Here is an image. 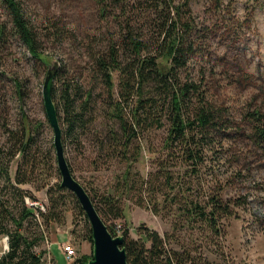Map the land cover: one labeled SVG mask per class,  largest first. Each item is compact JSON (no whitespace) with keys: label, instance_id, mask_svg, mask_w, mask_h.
Instances as JSON below:
<instances>
[{"label":"rangeland","instance_id":"obj_1","mask_svg":"<svg viewBox=\"0 0 264 264\" xmlns=\"http://www.w3.org/2000/svg\"><path fill=\"white\" fill-rule=\"evenodd\" d=\"M1 2L0 28L4 26L5 41L0 40V144L10 145V130L18 136L24 131V136L33 137L31 152L38 160L34 185L22 186L33 194L36 205L47 204L44 188H36L60 180L53 132L44 114L41 93L48 64L56 60V103L64 82L70 84L71 97L73 87H79L75 103L87 91L92 92L85 115L91 120L83 129L76 128V137L65 139L62 132L63 151L73 176L93 197L100 216L112 230L121 234L127 229L133 238L143 235L140 232L156 230L168 236V244L192 248V253L206 260V264H264V137H256L259 133L254 129L253 118H259V127L264 130V0H175L179 5L187 3L193 21L184 32V45L193 44L179 75L197 89L190 91L184 106L192 118L193 107L209 102L222 116L190 165L184 161V147L177 142L168 145L166 141L170 125L167 103L161 110L150 109L151 114L160 117L162 125L154 122L151 127L139 129L126 156L119 151L121 148L99 144L108 127L119 131L114 114L122 111L130 119L131 104H124L120 111L114 110L113 98L109 104L107 88L94 62L95 56L108 54L111 42L119 39L123 20L118 9L110 5L102 9V0H18L40 42L44 62L39 64L14 35ZM130 8L135 32L147 40L153 30L147 11L136 5ZM48 18L57 22L56 27L46 28ZM57 30L59 35L55 34ZM113 94L115 97V86ZM57 111L59 126L63 128L64 113L59 103ZM16 154L7 165L11 179L19 159ZM6 161L7 155L3 165ZM160 161L171 172L170 181L165 179ZM125 171L129 178L124 191L116 193L114 183ZM107 194L117 199L113 209L104 201ZM174 194L176 202L170 199ZM0 195H7L1 182ZM164 196L168 199L164 200ZM184 197L202 206L211 197L228 203L227 213L216 219L218 233L197 215L190 220L183 215ZM140 200L142 203L138 204ZM154 200L158 212L152 210ZM66 201L64 223L38 229L49 233L47 264H73L91 254V242L85 238L88 221H84L70 198ZM116 208L122 209L120 217L112 213ZM67 239L77 252L73 260L65 258L61 251V243ZM37 246L35 250L47 248L45 240Z\"/></svg>","mask_w":264,"mask_h":264},{"label":"trees","instance_id":"obj_2","mask_svg":"<svg viewBox=\"0 0 264 264\" xmlns=\"http://www.w3.org/2000/svg\"><path fill=\"white\" fill-rule=\"evenodd\" d=\"M132 1L133 4L127 2ZM4 8L10 17L11 28L19 40H21L30 52L31 56L39 60V64L43 63L40 42L37 34L33 32L28 19L26 18L18 0H2ZM102 9H108L109 5L114 6L119 11L122 18V25L119 29L118 41H112L108 54H99L95 56V64L99 66L101 80L106 86V96L114 100V110L120 111L124 104H131L130 119L125 115L114 114L117 118L119 131L113 127H108L106 135L100 136V146L108 145L113 149L121 148V153L126 156L128 147L132 145L131 139L137 136L139 129L151 127L154 122L162 125L160 117L151 114L153 107H159L161 110L165 104L170 109L168 115L169 128L166 141L169 144L179 143L184 147L185 162L187 165L194 164L195 157L200 152L202 142L211 129H215L216 120H221V111L215 109L209 102H199V106L193 107L191 114L184 106V102L190 91H195L197 86L187 80L180 79V69L186 65L187 51L191 49L193 43L184 45V32L193 24L191 20V12L187 8V3L177 4L175 0H102ZM137 9L146 10L147 18L151 22L153 28L151 36L147 40L143 39L138 32H135L133 26L131 6ZM141 5H146L144 7ZM183 6V8H180ZM186 6V7H184ZM49 25L46 27H54L57 22H51L47 19ZM0 28V40L2 38L3 28ZM56 27V26H55ZM56 35L60 31H56ZM165 60V62H164ZM165 63V64H164ZM169 65L167 69L165 65ZM59 69L55 73L57 77ZM18 86H20L18 84ZM115 86L116 96L113 95ZM70 84L64 82L59 92L58 103L62 107L63 128L61 131L64 138L75 135L77 127L83 129L91 118L86 119L85 115L89 111V105L92 102V92L87 91L82 99H79V87L74 88V96H70ZM52 89V99L56 100V90ZM55 102L56 110L58 103ZM57 111V116L59 118ZM254 129L259 135L258 139L264 137V130L259 127V118L256 116ZM60 120V118H59ZM258 121V122H257ZM213 127V128H211ZM16 131H8V140L10 145L6 143L0 144V182L3 188L7 189V195H0V236H7V249L0 253V264H47L45 258L46 250H35L37 245L44 241V236L49 233L45 230H38L41 227L47 228L51 224L62 225L65 221V212L67 211L66 200L70 198L74 207L80 215L86 216L79 206L74 195L67 189L60 186L56 181L50 186L44 183L36 189L44 188L47 204L44 210L38 205L26 203V198L35 200L33 194L24 190V184H33L35 177L33 173L36 169L35 154L31 152V143L33 137L31 135L16 136ZM22 137V139H21ZM25 137V138H24ZM76 137V135H75ZM74 137V138H75ZM192 146V147H191ZM18 151V152H17ZM19 153L14 177L9 178L8 164ZM7 155L6 164L3 165L2 160ZM139 159V158H137ZM163 174L167 181L171 180V172L167 166L160 161ZM70 167V164H69ZM56 172L58 170L56 168ZM128 171H125L121 178L116 179L114 183L115 192L120 193L128 181ZM149 185V184H147ZM150 186L147 187L149 189ZM86 189V188H85ZM87 190V189H86ZM88 192V191H87ZM162 192V190H161ZM90 195V194H89ZM168 196V195H166ZM165 197L164 200L168 198ZM94 202L93 197L90 195ZM104 201L113 209L116 197L111 194L103 196ZM177 196L172 195L170 199L175 201ZM141 199V198H140ZM142 200L138 201L141 204ZM183 215L189 218L197 217L203 220L214 232L219 231L216 227L217 220L220 215L227 213L228 203H224L221 199L211 197L202 206L194 200H187L184 197ZM97 212L98 207L94 203ZM112 210L115 217H120L121 208ZM158 204L154 200L153 211L158 212ZM105 222V220L103 219ZM188 221V220H187ZM109 232L117 235V232L110 228L105 222ZM35 227V228H34ZM143 235L138 238L128 236V230L124 229L121 235L124 237L122 247L125 248L127 264H206V260L198 258L192 253V248L184 245L179 247L168 244V236L160 235L156 230H146L140 232ZM91 242L90 227L87 226L86 237ZM194 250V249H193ZM91 257V254H90ZM90 257L78 258L73 264L86 263Z\"/></svg>","mask_w":264,"mask_h":264},{"label":"water","instance_id":"obj_3","mask_svg":"<svg viewBox=\"0 0 264 264\" xmlns=\"http://www.w3.org/2000/svg\"><path fill=\"white\" fill-rule=\"evenodd\" d=\"M48 64V63H46ZM58 63L53 60L48 64L41 88L42 102L47 120L53 132V147L55 153L56 168L59 173V184L70 191L76 198L79 206L86 216L91 231V257L88 264H127L126 251L122 247L124 237L121 234L112 235L105 222L91 200L84 186L73 176L69 164L64 155L62 144V131L59 126L56 106L52 99L53 82ZM5 237L6 248L7 236Z\"/></svg>","mask_w":264,"mask_h":264},{"label":"built area","instance_id":"obj_4","mask_svg":"<svg viewBox=\"0 0 264 264\" xmlns=\"http://www.w3.org/2000/svg\"><path fill=\"white\" fill-rule=\"evenodd\" d=\"M26 203L31 204V205L37 204L34 201H30L28 198H26ZM39 206L42 210H44L43 204H40ZM47 238H48V236H44V240L47 244V248H45V250H46L45 258L47 255L46 262L48 263V262H50V253L48 252V247H49L50 243H49V239H47ZM3 242H5V237H3ZM5 244H6V242H5ZM61 249H62L61 251H63V253H64L65 258H67L69 260H73L77 256V252L75 251L76 249L74 248L73 244L71 243V241L69 239H67L61 243Z\"/></svg>","mask_w":264,"mask_h":264},{"label":"crops","instance_id":"obj_5","mask_svg":"<svg viewBox=\"0 0 264 264\" xmlns=\"http://www.w3.org/2000/svg\"><path fill=\"white\" fill-rule=\"evenodd\" d=\"M4 244H5V242H3V237L1 238V236H0V253H2L4 250H6L4 248Z\"/></svg>","mask_w":264,"mask_h":264}]
</instances>
